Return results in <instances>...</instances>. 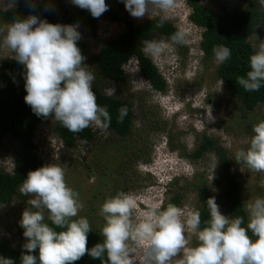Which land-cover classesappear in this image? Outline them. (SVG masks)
<instances>
[{"label": "clouds", "instance_id": "9594fccd", "mask_svg": "<svg viewBox=\"0 0 264 264\" xmlns=\"http://www.w3.org/2000/svg\"><path fill=\"white\" fill-rule=\"evenodd\" d=\"M121 2L133 18L151 19L155 15L167 18L176 8L178 0H121ZM258 2L264 7V0ZM71 3L89 11L94 18H99L109 10L106 0H71ZM189 7L190 21L202 28L203 33L204 28L190 18L192 7L190 5ZM79 27L85 31L79 22L67 25L53 24L47 20H40L35 15L15 19L6 26L0 25V51L12 53L11 57L6 58H13L24 66L27 92L24 100L35 115L44 119L53 118L72 133H79L89 127L106 131L111 124V115L107 106H101L97 102L92 87L95 74L84 63L86 57L82 55L77 43L81 39ZM202 33L200 43L196 45L197 52L191 62L186 64H180L178 60L172 62L171 52L167 55L163 68L173 81L182 76L186 77L188 71H194V74L198 75L197 65H201L206 58L201 46ZM171 40L175 44L170 40L162 41L169 42L173 47L184 45L187 43L186 33L182 29L177 30ZM148 50L153 56L159 55L164 50V44L161 41L152 42L148 44ZM213 51L215 59L220 63L231 56V50L223 45L217 46ZM250 69L246 78L240 76L236 82L245 91H259L264 83V42H261L251 55ZM142 77L149 81L143 75ZM166 79L168 80L166 91H156L162 93L163 97L175 99L171 93L174 91L173 81ZM199 93L200 91L193 93L190 97L188 92H185L186 96L181 97L178 103L186 101L189 104ZM109 94H115V89ZM175 110L174 115L181 108L175 106ZM118 112L117 122L122 123L128 108L122 106ZM253 132L250 146L247 150L237 151L235 161L245 163L251 170L264 172V121L254 125ZM162 139L161 147L170 152L167 137L164 136ZM172 151H175V158L179 163L176 161L175 169L162 170L164 172L162 178H158L162 188L158 191L157 201L154 204H147L141 200L143 197L137 199L140 205L145 207L142 208L144 216L137 217L140 223L136 226L130 223L134 203L131 196L125 193L117 194L102 205L101 215L106 221L102 229L104 240L91 249L87 248L88 233L91 231L88 219H73L77 217L83 204L79 202V194L67 186L65 168L48 164L29 171L18 189L23 195L32 197L27 201L30 207L23 211L19 222L24 229L23 235L27 238V243L23 245L27 251L22 253L21 264H38V260L39 264H73L86 253L93 259H101L102 264H133L130 257L134 250L140 251L138 253L142 259L140 264H169L181 253L182 257L176 260L175 264H264V197H258L254 202L248 203L249 219L246 227L242 226L243 217L229 218L221 213L214 196L208 198L210 220L208 226L200 230L199 212H193L182 221L181 206L169 205L171 200L168 199L169 189L174 180L183 177L182 175L196 174L191 168L193 163H189L191 161L189 158L176 153L177 150ZM146 164L154 166L155 159L154 162ZM165 206L168 207L165 209ZM45 210L48 212L47 219L55 227L45 222ZM6 225L0 215V243L10 242V237L14 234L7 228L6 234L3 232L2 229H5ZM56 228L66 230L57 231ZM186 229L196 233L199 241L197 246H188ZM130 239L139 249L137 247L133 248L134 250L130 249L128 244ZM37 249L38 260L36 255L31 254ZM0 264H14V261L0 256Z\"/></svg>", "mask_w": 264, "mask_h": 264}, {"label": "rangeland", "instance_id": "374dc122", "mask_svg": "<svg viewBox=\"0 0 264 264\" xmlns=\"http://www.w3.org/2000/svg\"><path fill=\"white\" fill-rule=\"evenodd\" d=\"M13 2L14 0L12 3L11 0H0V5L7 8L11 7ZM254 2L259 3L258 0H203V4L216 12L242 10ZM190 12L191 8L187 0H178L176 8L166 18L176 25L177 30L182 29L186 33V44L173 47L169 42L161 41L164 44V50L156 56L148 50V44L152 42L145 44L144 51L157 65L165 79L172 80L163 68V63L170 52L173 57L172 62L178 60L180 64L191 62L197 52L196 45L200 43L202 28L190 21ZM129 16L138 25L150 19L148 17L136 19L130 14ZM154 17H161V15H155L152 18ZM98 24L96 35H88L80 27L78 28L81 33V39L77 42L78 47L82 55L86 57L84 63L95 74L93 85L99 86L107 94L115 89V94L109 95L129 99L136 115L143 113L142 106L145 107L150 118L138 116L130 136L121 137L111 130L97 129L99 132L94 141L79 140L73 148L67 147L55 134V119L51 118L39 124L33 138L36 145L35 151L42 161L65 168L66 184L79 194V202L83 204V208L79 210L75 218H87L92 228L102 232L106 224L104 216L101 215L102 205L117 194L125 193L133 199L130 223L136 226L140 223L137 217L144 216L142 210L144 206H141L137 199L143 197L141 200L145 203L154 204L158 199V191L162 188L158 180L162 178L164 173L162 170L175 169L176 161L179 163L175 158V151L172 150H177L176 153L189 158L191 160L189 163H193L191 168L196 172L194 176L182 175L183 177L175 179L170 185L168 199L178 192H181L183 196L181 220L195 213L196 205H198L195 184L202 180L210 185L219 209L224 214V200L221 195L224 181L216 155L212 152L198 160L191 158L203 133L219 139L227 149L232 161L231 172L241 187L245 209L247 210L248 203L254 202L258 197H264V172L251 170L245 163L235 161L236 152L247 150L250 145L247 127L264 121V103L254 111L248 112L243 118L242 104L233 97L225 83L218 77L217 68L220 62L215 57L205 58L201 65H197L198 75H195L194 71H188L186 77L172 80L174 91L171 93L174 94L175 99L163 97L162 93L156 91L150 82L142 77L136 65L137 59L134 57L124 65L128 76L125 82L116 83L107 80L97 69V53L110 40L117 38L125 30V25L122 22L110 20L104 14L99 17ZM250 40L256 49L261 42H264V21ZM11 55L10 52L0 51V59L11 57ZM166 81L168 82L167 79ZM199 91L200 93L189 104L186 101L178 103L181 97L186 96L185 92H188V96L191 97L193 93ZM175 106L180 107L181 110L174 115ZM164 136L167 137L170 152L161 147L163 144L160 145ZM21 149L20 140L6 137L4 146L0 149V168L4 166L7 171H12ZM140 155L148 157L149 162H154L155 159V165L146 164L139 158ZM221 179L222 181H219ZM31 198L18 190V194L9 204L0 206V215L7 224L2 230L5 234L6 228L14 233L10 237V244L15 248H21L27 243V238L23 235L24 229L19 222L23 211L30 207L27 201ZM44 214L47 220V210ZM146 223L149 222L146 221ZM185 236L189 240V247L198 245L199 241L195 232L186 229ZM128 244L130 249L138 248L131 239ZM137 251L134 250V254L130 257L133 264H140L142 260L138 256L140 251ZM181 257L182 253L169 264H175V261Z\"/></svg>", "mask_w": 264, "mask_h": 264}, {"label": "trees", "instance_id": "16d2710c", "mask_svg": "<svg viewBox=\"0 0 264 264\" xmlns=\"http://www.w3.org/2000/svg\"><path fill=\"white\" fill-rule=\"evenodd\" d=\"M187 1L192 7L190 18L204 28L201 46L205 51L206 58H214L213 49L220 45L231 50L230 58L218 65L217 74L233 97L242 104V117L245 118L248 112L254 111L264 103V83H262L259 91L248 92L236 82L240 76L246 78L247 72L251 70L250 57L257 49L250 37L264 21V8L259 3L254 2L242 10L216 12L203 4V0ZM106 3L109 5V10L104 15L112 21L122 22L125 25V30L117 38L110 40L97 53L98 71L107 80L116 83L125 82L128 76L124 65L130 58L136 57L141 74L149 80L156 90L166 91V80L157 65L146 54L144 47L147 42H160L162 40L172 42L171 37L177 31L173 22L166 18L154 17L144 24L138 25L132 21L121 0H106ZM29 15H35L39 19L47 20L53 24L67 25L79 22L88 35H96L98 32L99 18H94L89 11L74 6L70 0H14L11 7L3 8L0 5V25H8L15 19H24ZM24 74V66L13 58L0 59V149L3 148L6 137L20 140L22 143V149L14 162L13 170L7 171L4 166L0 168V206L8 204L14 199L29 171L48 165L40 159L35 151L36 145L33 138L39 124L51 118L38 117L25 103L24 97L27 92ZM92 87L96 93L98 104L107 106L111 115V124L107 130H111L121 137L130 136L138 116L143 115L147 119L150 118L145 107L142 106L143 113L136 115L129 99L109 95L99 86L92 85ZM122 106L128 108V113L123 122L118 123V110ZM253 126L247 127L250 140L254 135ZM54 131L69 148H73L79 140L94 141L97 132H99L96 128L89 127L79 133H72L56 120ZM212 152L217 157L221 169L220 174L224 181L221 193L224 200V214L232 219L243 217L244 224L242 226L246 227L249 217L245 209V201L242 198L241 187L231 172L232 161L225 146L219 139L203 133L191 154V158L198 160L205 154ZM139 158L146 163L150 161L144 155H140ZM195 187L198 194L196 212L200 213V230H202L208 226L210 220L207 200L213 197V192L205 180L196 183ZM182 197L181 192L176 193L171 198L169 205L181 206ZM45 222L55 227L50 220L47 219ZM90 228L88 249L93 248L98 243H103L104 240L101 231L91 226ZM56 230L66 229L56 228ZM249 235H252L250 231ZM252 238L255 239V237ZM26 251L23 247H13L8 241L0 243V256L12 259L14 264H21L22 253H26ZM31 254L36 255L38 260V249ZM104 260H107L106 254ZM73 264H102V261L101 259H93L86 253Z\"/></svg>", "mask_w": 264, "mask_h": 264}]
</instances>
